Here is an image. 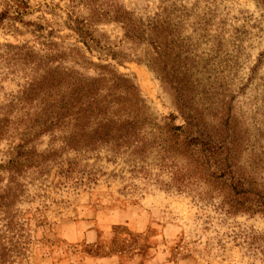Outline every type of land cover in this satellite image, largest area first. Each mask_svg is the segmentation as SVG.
Here are the masks:
<instances>
[{
  "label": "rangeland",
  "instance_id": "1",
  "mask_svg": "<svg viewBox=\"0 0 264 264\" xmlns=\"http://www.w3.org/2000/svg\"><path fill=\"white\" fill-rule=\"evenodd\" d=\"M118 1L143 17L169 14L174 28L184 23L188 56L181 51L179 60L189 69L190 93L211 114L231 103L264 174V0ZM76 2L0 0V11L8 3L13 14L0 27V43H33L35 33L73 42L64 24ZM16 7L23 12L16 15ZM99 28L117 36L113 25ZM147 50L117 66L137 83L154 123L173 115L181 124ZM6 68L0 63V72ZM8 79L5 91L15 88ZM51 147L57 152L44 169L24 174L27 191L17 207L30 243L20 264H264V216L229 212L216 186L180 178L177 157L69 152L47 137L37 144Z\"/></svg>",
  "mask_w": 264,
  "mask_h": 264
},
{
  "label": "trees",
  "instance_id": "2",
  "mask_svg": "<svg viewBox=\"0 0 264 264\" xmlns=\"http://www.w3.org/2000/svg\"><path fill=\"white\" fill-rule=\"evenodd\" d=\"M10 9L7 3L0 11V27L13 17ZM66 17L73 42L35 33L33 43H0V63L9 68L0 72V264L27 259V219L17 203L27 191L25 172L42 171L57 152L37 148L43 137L69 152L177 157L180 178L216 186L229 212L264 216L263 165L235 124L231 103L211 114L190 93L189 69L179 60L182 52L188 56L184 23L174 28L169 14L143 17L118 0H77ZM103 25L115 26L117 36L111 39ZM142 46L147 65L174 94L181 124L173 115L154 123L137 83L119 70ZM6 79L15 88L5 91Z\"/></svg>",
  "mask_w": 264,
  "mask_h": 264
}]
</instances>
